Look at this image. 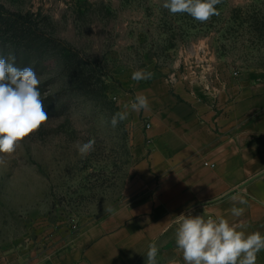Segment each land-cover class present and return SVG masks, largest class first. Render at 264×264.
<instances>
[{
    "label": "rangeland",
    "instance_id": "1",
    "mask_svg": "<svg viewBox=\"0 0 264 264\" xmlns=\"http://www.w3.org/2000/svg\"><path fill=\"white\" fill-rule=\"evenodd\" d=\"M0 2L34 12L43 33L87 69L83 84L69 77L58 51L17 56V67L25 62L40 80L49 120L14 153L0 154V264H47L61 243L127 198L133 128L129 114L115 128L111 118L125 111L114 89L133 72L212 84L264 66V0H221L206 22L170 13L166 0ZM92 138L94 150L82 157L77 145Z\"/></svg>",
    "mask_w": 264,
    "mask_h": 264
},
{
    "label": "crops",
    "instance_id": "2",
    "mask_svg": "<svg viewBox=\"0 0 264 264\" xmlns=\"http://www.w3.org/2000/svg\"><path fill=\"white\" fill-rule=\"evenodd\" d=\"M141 94L149 108L132 111ZM114 96L133 128L129 195L61 243L47 264H148L151 244L155 264H185L175 238L182 215L224 218L246 236H264V66L212 84L155 74L123 81ZM236 195L247 204L234 203ZM233 206L243 215L234 217ZM256 264H264V249Z\"/></svg>",
    "mask_w": 264,
    "mask_h": 264
},
{
    "label": "clouds",
    "instance_id": "3",
    "mask_svg": "<svg viewBox=\"0 0 264 264\" xmlns=\"http://www.w3.org/2000/svg\"><path fill=\"white\" fill-rule=\"evenodd\" d=\"M219 3L221 0H166L163 7L172 14L187 13L197 21L206 22L219 15L215 7ZM14 61V56L0 58V154L7 155L14 153L26 137L49 120L35 71L31 67L18 68ZM151 77V72L137 70L131 78L139 82ZM130 108L135 112L147 110L149 102L144 95H137ZM127 116V111L115 113L111 126L115 128ZM94 145L95 139L92 138L78 144L77 148L80 155L86 157L94 150ZM231 199L234 203L247 204V200L239 195ZM244 211V208H231L234 217L242 216ZM182 216L175 238L185 264H256L257 253L264 249V236L260 232L246 236L237 230L243 225H230L224 218L217 221L205 220L202 216ZM157 253V246L149 245L148 264H155Z\"/></svg>",
    "mask_w": 264,
    "mask_h": 264
},
{
    "label": "trees",
    "instance_id": "4",
    "mask_svg": "<svg viewBox=\"0 0 264 264\" xmlns=\"http://www.w3.org/2000/svg\"><path fill=\"white\" fill-rule=\"evenodd\" d=\"M47 25H50L49 23ZM59 42L51 36H46L42 31L41 24L34 12H23L11 10L0 2V58L8 59L6 54H15V66H19L17 57L21 51H52L59 52L60 60L64 68L69 72L68 75L75 82L85 83V62L69 46ZM28 64L22 62V67ZM47 112L48 110L44 108Z\"/></svg>",
    "mask_w": 264,
    "mask_h": 264
},
{
    "label": "built area",
    "instance_id": "5",
    "mask_svg": "<svg viewBox=\"0 0 264 264\" xmlns=\"http://www.w3.org/2000/svg\"><path fill=\"white\" fill-rule=\"evenodd\" d=\"M150 125V123H147V126H149ZM208 164V163H207ZM212 166H214V164H211Z\"/></svg>",
    "mask_w": 264,
    "mask_h": 264
}]
</instances>
